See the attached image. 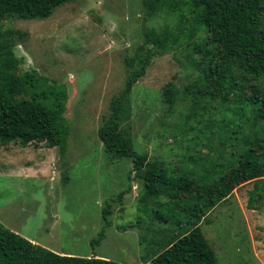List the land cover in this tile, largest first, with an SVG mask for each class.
I'll list each match as a JSON object with an SVG mask.
<instances>
[{"label":"rangeland","instance_id":"obj_1","mask_svg":"<svg viewBox=\"0 0 264 264\" xmlns=\"http://www.w3.org/2000/svg\"><path fill=\"white\" fill-rule=\"evenodd\" d=\"M1 23L12 36L19 70L33 69L65 86L68 134L63 154L43 141L0 144V225L56 253L143 264L146 241L158 236L154 228L167 225L151 222L152 211L165 213L168 200L143 195L130 159L108 158L96 131L123 86L127 60L144 44L143 30L165 34L175 31L177 21L161 12L148 17L141 0H73L46 18ZM166 44L132 85L124 125L134 151L163 162L169 173L186 171L195 179L196 161L207 156L210 175L229 140L219 137L216 121L198 126L205 136L195 130V120L184 118L188 99L178 97L172 106L162 102L165 84L180 91L199 74L191 61L195 55L180 39ZM105 207L110 224L98 243L90 242L103 226ZM181 214L173 212L182 221ZM199 225L217 264H264V179L235 186ZM167 226L177 230L174 223Z\"/></svg>","mask_w":264,"mask_h":264},{"label":"trees","instance_id":"obj_2","mask_svg":"<svg viewBox=\"0 0 264 264\" xmlns=\"http://www.w3.org/2000/svg\"><path fill=\"white\" fill-rule=\"evenodd\" d=\"M71 1L0 0V144L16 142L25 146L43 141L60 154L65 151L66 88L33 69L19 70L12 36L3 29L1 20L46 18L57 6ZM141 1L148 17L160 12L173 17L177 21L175 31L160 34L153 29L143 30L144 44L127 60L123 86L109 101V113L96 135L108 158L130 159L143 195L168 200L166 212L153 210L150 220L174 223L177 230L156 225L153 233L158 236L146 241L143 264H217L200 229V220L235 186L264 179V0ZM182 27L185 32H181ZM193 36L198 42L191 40ZM179 39L195 55L191 61L199 74L195 82L180 91L165 84L161 100L172 106L178 97L188 99L185 120H195V130L203 136L198 126L208 128V123L216 121L219 137L229 140L226 156L212 162L210 175L207 156L198 158L195 179L186 171L182 175L169 173L172 169L163 162L135 152L124 125L129 117V91L146 63L170 45L166 43ZM150 42L153 45L147 46ZM247 127L251 128L249 132L245 131ZM198 138L196 134L195 140ZM257 198L248 199L249 206ZM175 209L182 213V221L173 215ZM108 213L107 207L101 210L103 226L90 242L98 243L103 237V229L110 224ZM0 264L120 263L96 255L56 253L0 225Z\"/></svg>","mask_w":264,"mask_h":264}]
</instances>
